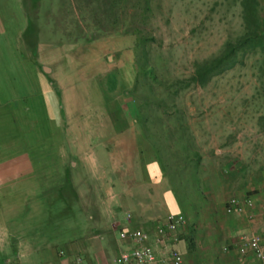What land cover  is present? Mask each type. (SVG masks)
I'll return each instance as SVG.
<instances>
[{"label": "rangeland", "instance_id": "obj_1", "mask_svg": "<svg viewBox=\"0 0 264 264\" xmlns=\"http://www.w3.org/2000/svg\"><path fill=\"white\" fill-rule=\"evenodd\" d=\"M245 1L149 0L144 12L143 0H0L2 15L19 18L24 5L45 48L55 43L62 63L70 55L74 73L67 124L42 118L41 90L23 99L28 110L18 109L24 114L16 123L0 107V235L65 207L50 193L67 188L39 190L60 164L65 136L81 141L84 132L91 144L115 149L130 136L143 179L166 180L172 209L185 215L178 242L189 243L192 264H244L239 247L250 233L237 236L241 214L226 211L231 197H243L227 190L230 174L217 170L238 136L236 119L264 135V0H255L262 36L240 43ZM228 42L235 51L197 83L196 67L224 55ZM112 118L118 124L106 125Z\"/></svg>", "mask_w": 264, "mask_h": 264}, {"label": "crops", "instance_id": "obj_2", "mask_svg": "<svg viewBox=\"0 0 264 264\" xmlns=\"http://www.w3.org/2000/svg\"><path fill=\"white\" fill-rule=\"evenodd\" d=\"M19 10V18L12 16L11 10L0 14V107L8 110L10 122L16 123L23 117V111L28 110L22 104L23 99L41 90L47 96V103H43L47 112L41 111L42 118L52 117L67 124L72 110L73 58L64 55L62 63V54L55 43L45 48L39 27L30 22L28 9L23 5ZM112 72L116 75L114 71L105 74ZM18 101L21 104L14 107L13 103ZM64 104L69 112H65ZM113 121L112 118L105 124H118ZM234 124H238V136L231 145L228 161L219 165L217 171L230 174L227 190L233 187L238 195L251 197L255 203L254 217L241 214L236 219L235 234L255 233L264 244V220L258 215L264 207V135L249 120L236 119ZM81 135V141L76 136L64 137L60 144L63 156L52 172L54 176H43L44 183L39 186V190L67 188V192H48L52 197H61L60 205L65 207L56 209L57 216L45 212L38 223H27L0 235V264H59L62 259L76 255L90 264H116L119 252L130 245L119 238L120 231L135 228L153 231L167 214L179 213L172 209V197H167L166 180L143 179L142 153L134 138L121 136L115 149L108 142L91 144L89 134ZM108 135L104 133L100 138ZM45 193L36 195L41 197ZM175 245L188 264H192L186 251L190 249L189 243L181 239ZM245 261L244 264H261L251 253L245 255Z\"/></svg>", "mask_w": 264, "mask_h": 264}, {"label": "built area", "instance_id": "obj_3", "mask_svg": "<svg viewBox=\"0 0 264 264\" xmlns=\"http://www.w3.org/2000/svg\"><path fill=\"white\" fill-rule=\"evenodd\" d=\"M254 200L251 197H231L226 204L228 213L248 214L254 217ZM259 218L264 220V207L259 212ZM186 218L181 213H169L163 221L156 224L153 231L140 228L122 230L119 238L128 241L130 245L123 248L116 264H188L184 255L176 248L180 230L185 226ZM239 252L242 256L251 253L261 264H264V244L259 235L252 233L242 236ZM62 254V252H60ZM59 264H90L80 255L64 258Z\"/></svg>", "mask_w": 264, "mask_h": 264}, {"label": "trees", "instance_id": "obj_4", "mask_svg": "<svg viewBox=\"0 0 264 264\" xmlns=\"http://www.w3.org/2000/svg\"><path fill=\"white\" fill-rule=\"evenodd\" d=\"M142 7L143 11L147 12L150 9L149 0H143ZM244 8V18L246 20L247 30L240 38V43H247L253 38L258 39L262 36L261 23L257 14L255 0H246ZM226 46L227 51L224 55L196 67L193 79L197 83L203 84L206 82L211 71L219 67L223 62L227 61L229 56L235 51L234 46L230 42H228Z\"/></svg>", "mask_w": 264, "mask_h": 264}]
</instances>
